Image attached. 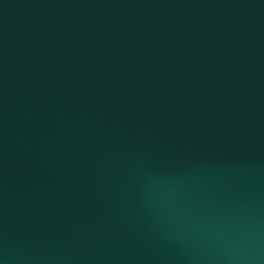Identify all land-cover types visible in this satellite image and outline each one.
<instances>
[{
  "label": "water",
  "instance_id": "95a60500",
  "mask_svg": "<svg viewBox=\"0 0 264 264\" xmlns=\"http://www.w3.org/2000/svg\"><path fill=\"white\" fill-rule=\"evenodd\" d=\"M0 264H264V0H0Z\"/></svg>",
  "mask_w": 264,
  "mask_h": 264
}]
</instances>
